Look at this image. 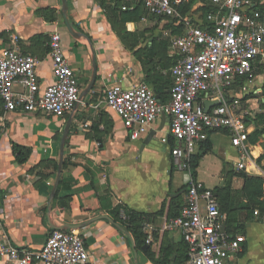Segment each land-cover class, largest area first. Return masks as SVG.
I'll return each mask as SVG.
<instances>
[{
  "label": "crops",
  "instance_id": "crops-1",
  "mask_svg": "<svg viewBox=\"0 0 264 264\" xmlns=\"http://www.w3.org/2000/svg\"><path fill=\"white\" fill-rule=\"evenodd\" d=\"M64 2L0 0V51L16 47L34 57L43 89L53 82L48 45L50 35L58 33L81 98L63 118L30 114L21 107L7 111L0 105V247L37 251L53 228L69 225L83 239L89 254L86 264H156L162 249L179 262L184 244L180 234L166 226L183 206L185 193L180 189L191 177L173 167L172 141L158 143L167 136L168 120L161 117L152 126L149 133L155 134L148 144L143 145L149 133L132 142L121 120L101 101L105 90L116 84L144 83L166 96L176 59L170 41L183 31L139 5L124 15L119 0ZM263 86L264 65L259 64L251 84L241 81L224 95L228 103L237 101L239 110L249 111L248 134L242 142L250 176H259L255 162L263 154L259 145L250 144L257 130L252 113L257 101L252 96ZM208 139L212 149L199 163L196 182L213 189L200 180L202 163L215 155L219 182L220 174L239 173L235 165L240 154L226 131H216ZM219 140L225 145L216 151ZM231 186L241 189V179L233 178ZM118 207L141 215L140 230L148 244L137 249L131 234L113 222L112 211ZM261 219L253 214V223L260 225ZM247 230L235 262L264 264V245L252 250ZM0 264L12 263L0 258Z\"/></svg>",
  "mask_w": 264,
  "mask_h": 264
},
{
  "label": "built area",
  "instance_id": "built-area-1",
  "mask_svg": "<svg viewBox=\"0 0 264 264\" xmlns=\"http://www.w3.org/2000/svg\"><path fill=\"white\" fill-rule=\"evenodd\" d=\"M119 1L123 12L139 5L149 15L171 20L183 32L170 41L176 59L170 68L167 102L161 104L149 85L139 83L112 85L101 103L121 120L132 142L147 135L164 116L167 136L160 142L172 141V165L188 174L187 163L208 133L226 131L240 154L235 171L246 174L250 159L242 141L248 134L249 111L239 110L237 101L228 103L224 95L241 81L251 84L257 65H264L263 0H207L210 11L206 14L181 13L179 8L187 0ZM48 46L53 82L43 89L34 57L16 47L0 51V105L5 110L21 107L30 114L63 118L81 102L78 81L58 33L50 35ZM206 103L217 105L206 112ZM253 214L259 217L257 211ZM225 221L212 190L190 179L179 215L166 229L177 231L186 245L184 264H239L235 261L245 239L228 234ZM0 258L12 264H86L89 254L75 230H51L39 250L21 252L4 244Z\"/></svg>",
  "mask_w": 264,
  "mask_h": 264
},
{
  "label": "trees",
  "instance_id": "trees-1",
  "mask_svg": "<svg viewBox=\"0 0 264 264\" xmlns=\"http://www.w3.org/2000/svg\"><path fill=\"white\" fill-rule=\"evenodd\" d=\"M199 1L203 3V6L198 8L197 10H200L203 14H206L208 11H210V7L207 4V0H187V2L184 3L179 8V11L181 13L187 12L188 10L191 9L193 4ZM121 13H124V15H126L128 12L124 11ZM143 50L148 52V50L153 51V48L147 49V47H145ZM170 89H171V84H169L167 95L164 97L160 96L158 91L156 92L153 89L155 95L159 96V102L161 104L168 101ZM260 118L263 119L264 116H260ZM215 132H210L208 133V135L210 136ZM259 135L260 132H258V129L255 130L253 135L250 137V142L252 144L256 143L257 142L256 138ZM211 149H212L211 143L207 138L206 141L202 142L198 146L196 153L191 156L189 162L187 163V169L189 171L192 181H196V177H197L196 170L199 166L201 159L207 154H209L211 152ZM18 162L21 163L22 160L18 159ZM224 175L229 180L227 184H224L223 186L215 187L214 189H212V192L216 195L221 213L224 214L226 217V221H225L226 232L231 236H235L238 234L243 235L244 231L236 232L237 231L236 228H238L239 226L235 224L238 222L239 215L242 216L243 221L245 222H252L253 213L255 211L258 212L259 218L264 217V177L250 176L243 172L242 173L229 172ZM235 177L241 179L242 181V187L239 190H235L231 186V180ZM187 188L188 185L182 187L180 191L186 193ZM179 212L174 216V218H176L179 215ZM112 214H113V222L115 224H118L126 233L131 234V236L133 237V241L135 243V247L137 249L142 248L146 243V235H144L140 230V222L142 220L141 215L126 209L125 210L123 209V212H121L120 207L114 209L112 211ZM122 214L125 218H122ZM240 228H243L242 224ZM186 252H187L186 245L184 244V254L181 260L179 262H173L174 257L170 258V256L167 253V250L162 249L160 252V257L155 263L184 264V262L186 261Z\"/></svg>",
  "mask_w": 264,
  "mask_h": 264
},
{
  "label": "rangeland",
  "instance_id": "rangeland-1",
  "mask_svg": "<svg viewBox=\"0 0 264 264\" xmlns=\"http://www.w3.org/2000/svg\"><path fill=\"white\" fill-rule=\"evenodd\" d=\"M202 6H203V3L199 1L193 4L191 9L195 10ZM252 97L256 98V101H257L255 103L256 108L252 111V113L254 114V120H255V123L257 124L256 126L258 129V132H260V135L257 136L256 138L257 142L254 145H259L262 148V152H263V154L255 162V165L258 168V172L257 171L256 172L259 173L260 171L259 176L264 177V118L263 119L260 118V116H264L263 115L264 114V103L262 104V102H264V86L262 87L260 94L253 95ZM217 134L219 135L220 133H217ZM158 143H160V141H158ZM224 145H225L224 141L222 140L217 141L216 147H215L216 151L218 150V147L223 149ZM254 150H256L257 153L259 154V149L257 147ZM215 158H216L215 155L211 154L210 157H208L204 161V163H202L201 178H200V180H202L207 187H211L213 189L217 187V185H220L219 184L220 182L222 183V186H223L224 184H227V182L229 181L228 178H226L224 174H220L221 178H220V181L218 182L217 176H216L217 175V165L215 167L216 162L214 161ZM239 173H242V172H239ZM178 177H181V175ZM237 186L238 185L235 184L234 187L236 188ZM184 199H185V196H184ZM260 218H263V220L261 219L260 221V223L262 224L258 225V224L253 223L254 220H252V223L243 221L242 216L239 215L238 222L235 224L239 226L238 228H236L237 229L236 232L244 231L243 233H246V228H248L247 235H249V241L251 243L252 250H255V251L259 250L262 244L264 245V217H260ZM241 224L244 229L240 228Z\"/></svg>",
  "mask_w": 264,
  "mask_h": 264
},
{
  "label": "water",
  "instance_id": "water-1",
  "mask_svg": "<svg viewBox=\"0 0 264 264\" xmlns=\"http://www.w3.org/2000/svg\"><path fill=\"white\" fill-rule=\"evenodd\" d=\"M63 1V4L65 5V2H64V0H62ZM66 26H67V28H68V30L71 32V33H73V31H72V29H71V27L69 26V24L67 23V21H66ZM213 105H217L216 103L215 104H209V103H206L205 104V111L207 112L208 110H209V108L211 107V106H213ZM162 118H165L164 116H162ZM161 129V128H160ZM154 134H155V132L154 131H152V132H150L149 134H148V136L146 137V139H145V141H144V143H143V145H145V144H148L149 143V141L153 138V136H154ZM68 222L70 223V220L68 219ZM65 229H74V227H72V226H69V225H66V226H64L63 228H53V230H65ZM224 228L222 227V229L221 230H223ZM145 248H148V246L146 245L145 247H144V249Z\"/></svg>",
  "mask_w": 264,
  "mask_h": 264
},
{
  "label": "bare ground",
  "instance_id": "bare-ground-1",
  "mask_svg": "<svg viewBox=\"0 0 264 264\" xmlns=\"http://www.w3.org/2000/svg\"><path fill=\"white\" fill-rule=\"evenodd\" d=\"M250 166V169L253 171V172H256L257 169L255 167H253L251 164L249 165Z\"/></svg>",
  "mask_w": 264,
  "mask_h": 264
}]
</instances>
